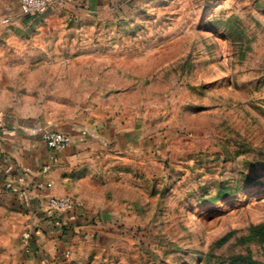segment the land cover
<instances>
[{
  "label": "rangeland",
  "instance_id": "obj_1",
  "mask_svg": "<svg viewBox=\"0 0 264 264\" xmlns=\"http://www.w3.org/2000/svg\"><path fill=\"white\" fill-rule=\"evenodd\" d=\"M47 14L64 19L51 34ZM20 16L0 40V114L56 132L99 115L153 151L98 158L110 184L74 222L49 197L45 216L0 199V264H264V0ZM54 216L60 246L37 237Z\"/></svg>",
  "mask_w": 264,
  "mask_h": 264
},
{
  "label": "crops",
  "instance_id": "obj_2",
  "mask_svg": "<svg viewBox=\"0 0 264 264\" xmlns=\"http://www.w3.org/2000/svg\"><path fill=\"white\" fill-rule=\"evenodd\" d=\"M139 1L64 2L68 8L76 7V10L94 14L117 13L135 8ZM20 15L22 14L17 0H0V40H12L20 34L21 29H25V19ZM49 15L47 14L40 28V31L46 34H51L56 29V20L64 21L62 18L56 19L55 16ZM98 116L92 118L89 123L87 122L89 119L85 121L87 126H78L75 129L61 128L59 131H67L73 140L62 152H54L49 150L34 132V128L45 122L14 114L12 111L0 114V199L21 205L28 212H35L37 216H45L44 213L47 211V207L43 208L45 199L50 196L72 195L77 208L75 212L64 215L67 220L77 221L79 215L90 212V206L86 204L87 199L90 195L96 196L95 194L99 198L104 197V190L110 184L104 183L110 165L99 169L96 165L98 158L103 157L113 146L134 156H138L144 150L153 151L150 147L146 149L148 145L142 144L132 130L118 131L114 128L115 124H110ZM108 170L110 171V168ZM21 175L24 176L22 184L18 182ZM107 214L112 218L116 214L115 206L114 211L108 209ZM55 217L50 225L46 223L41 225L37 237L39 240H45L44 237L54 239L55 244L60 246L64 237L61 227L53 224Z\"/></svg>",
  "mask_w": 264,
  "mask_h": 264
},
{
  "label": "built area",
  "instance_id": "obj_3",
  "mask_svg": "<svg viewBox=\"0 0 264 264\" xmlns=\"http://www.w3.org/2000/svg\"><path fill=\"white\" fill-rule=\"evenodd\" d=\"M65 0H17L20 12L23 16L33 17L48 10L53 3L62 5ZM1 121V120H0ZM34 132L46 144L47 148L54 152H62L71 143L72 137L67 133L45 130L41 127L34 128ZM19 183L24 182V176L18 178ZM48 206L56 213H73L76 209V202L70 196L49 197ZM55 226L60 227L61 223L55 219Z\"/></svg>",
  "mask_w": 264,
  "mask_h": 264
}]
</instances>
